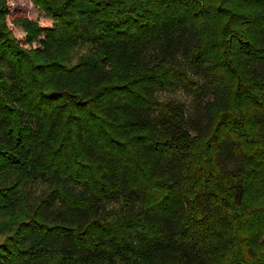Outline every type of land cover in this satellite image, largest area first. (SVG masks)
Segmentation results:
<instances>
[{
  "label": "trees",
  "instance_id": "trees-1",
  "mask_svg": "<svg viewBox=\"0 0 264 264\" xmlns=\"http://www.w3.org/2000/svg\"><path fill=\"white\" fill-rule=\"evenodd\" d=\"M0 0V264H264V0Z\"/></svg>",
  "mask_w": 264,
  "mask_h": 264
},
{
  "label": "rangeland",
  "instance_id": "rangeland-1",
  "mask_svg": "<svg viewBox=\"0 0 264 264\" xmlns=\"http://www.w3.org/2000/svg\"><path fill=\"white\" fill-rule=\"evenodd\" d=\"M10 6V17L8 25L11 28L16 39L23 44L24 34L20 28L13 27L11 21L14 17H24L32 20H39L42 24H49V20L44 17L42 12L35 7L30 0H8Z\"/></svg>",
  "mask_w": 264,
  "mask_h": 264
}]
</instances>
